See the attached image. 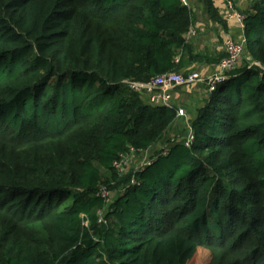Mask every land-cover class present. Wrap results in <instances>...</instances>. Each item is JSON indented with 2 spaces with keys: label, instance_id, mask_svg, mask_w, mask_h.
I'll return each instance as SVG.
<instances>
[{
  "label": "trees",
  "instance_id": "16d2710c",
  "mask_svg": "<svg viewBox=\"0 0 264 264\" xmlns=\"http://www.w3.org/2000/svg\"><path fill=\"white\" fill-rule=\"evenodd\" d=\"M244 15L247 53L198 111L192 147L113 199L114 162L177 118L127 82L180 70L193 9L0 0V264H190L201 248L209 264H264V0Z\"/></svg>",
  "mask_w": 264,
  "mask_h": 264
},
{
  "label": "crops",
  "instance_id": "0c3cea01",
  "mask_svg": "<svg viewBox=\"0 0 264 264\" xmlns=\"http://www.w3.org/2000/svg\"><path fill=\"white\" fill-rule=\"evenodd\" d=\"M189 7L193 9L194 17L190 30L195 35L185 36L188 49L180 50V54L175 59L176 64H180L178 73L199 72L203 76H210L218 69L214 59L220 54H224V42L227 38L239 40L243 36L241 26L229 18L227 5L222 0H212L214 8L217 11V18L214 17L206 5L200 0H188ZM257 0H232L235 8L245 13ZM190 54L193 57L191 60ZM211 59L212 62L201 61L197 57ZM197 58V59H196ZM205 88V87H204ZM203 85L187 86L177 89L173 92V100H180V109H189V106H195L205 103L208 99V91Z\"/></svg>",
  "mask_w": 264,
  "mask_h": 264
},
{
  "label": "built area",
  "instance_id": "2783aa9c",
  "mask_svg": "<svg viewBox=\"0 0 264 264\" xmlns=\"http://www.w3.org/2000/svg\"><path fill=\"white\" fill-rule=\"evenodd\" d=\"M184 6L189 7L188 0H180ZM226 3L229 11V18L236 21L243 30V36L239 40L233 38H227L224 42V57L219 62L218 72L210 76H203L199 72L190 73H166L157 75L152 79L143 82H127L128 86L133 90L137 91L145 98L150 105L154 107H173V92L177 89L187 86L205 85L207 87L208 94L214 91L216 83H218L226 74L234 71L242 62L246 55L247 38L244 33V13L238 11L235 5L230 0H222ZM195 35V32L189 30L187 33L188 37ZM175 109V108H174ZM177 116L180 118L187 119V112L184 109H176ZM189 134L184 140V145L187 148H191L194 141L195 135L191 124H189ZM133 153H136L134 149L129 152L122 154L118 160L113 164V167L117 171H122L124 166L130 162V157ZM130 185L135 184V178L133 177L130 181ZM97 197L104 198L110 201V193L106 188H102L97 194Z\"/></svg>",
  "mask_w": 264,
  "mask_h": 264
},
{
  "label": "rangeland",
  "instance_id": "374dc122",
  "mask_svg": "<svg viewBox=\"0 0 264 264\" xmlns=\"http://www.w3.org/2000/svg\"><path fill=\"white\" fill-rule=\"evenodd\" d=\"M79 14L80 16L78 18L77 25L81 27V23L83 20V10H81ZM220 57H222V54L218 55L216 59H221ZM217 72L218 69H215V73ZM203 88L206 90L205 85H203ZM172 102V105L175 109H180V100L177 99L176 101L173 100ZM203 107L204 106L202 103L195 106H189L188 110L185 109V111L187 112V119L177 116L175 123L168 129L163 139L157 145H155L148 151L136 152L131 155L130 162L124 166V169L122 171H117L118 181L116 183H111L113 185L110 189V192L113 199L117 198L120 192L123 191V189L127 185V182L129 180H132V176L135 173L144 168L147 164L153 162L158 158V156L168 153L174 145L184 142L185 138L190 132L189 124L193 126V121L195 120L198 111ZM10 229L12 230V228ZM250 253H252V251ZM210 260L211 256L209 252L201 248L190 264H209Z\"/></svg>",
  "mask_w": 264,
  "mask_h": 264
}]
</instances>
